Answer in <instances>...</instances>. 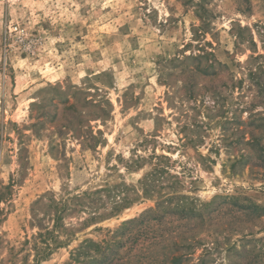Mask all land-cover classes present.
<instances>
[{
	"label": "rangeland",
	"instance_id": "obj_1",
	"mask_svg": "<svg viewBox=\"0 0 264 264\" xmlns=\"http://www.w3.org/2000/svg\"><path fill=\"white\" fill-rule=\"evenodd\" d=\"M0 264H264V0H0Z\"/></svg>",
	"mask_w": 264,
	"mask_h": 264
}]
</instances>
